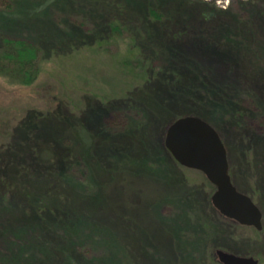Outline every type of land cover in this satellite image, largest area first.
Returning a JSON list of instances; mask_svg holds the SVG:
<instances>
[{
	"label": "trees",
	"instance_id": "1",
	"mask_svg": "<svg viewBox=\"0 0 264 264\" xmlns=\"http://www.w3.org/2000/svg\"><path fill=\"white\" fill-rule=\"evenodd\" d=\"M1 1H5L0 3L3 20L10 15L12 2L19 0ZM215 2L41 0L40 5L86 10L95 28L83 31L81 25L68 22L66 31L59 29L51 35L53 42L41 35L38 45L23 38H1L0 75L21 85H31L36 79L40 58L95 47L103 52L108 44L118 49L120 41L128 47L124 62L127 67L137 62L139 46L148 43L168 56L171 68L149 75L143 85L117 99L131 101L145 111L142 123L118 133L108 132L97 117L102 109L117 103L98 96V101L88 100L77 117L66 111L62 116L60 112L62 158L37 155V163L27 157V152L38 149L29 143L23 145L22 152L14 149L8 155L9 151H0L2 228L17 229L19 233L26 227L31 233L27 243L21 242L18 250L9 251V264H220L215 249L242 254L217 242L229 239L231 233L215 219L206 221L208 226L201 222L200 231L187 237V226H176V221L164 220L157 211L158 204L169 201L187 212L196 208L204 214L206 204L213 214L223 217L210 203L208 193L204 195L200 185L189 181L165 148V129L184 115L198 116L218 131L227 149L231 181L262 211L264 232V132L245 129L244 107L233 87L213 85L194 66L188 69L178 64L181 55L176 43L194 39L205 51L223 57L245 84H260L264 92V8L246 12L244 5H253L254 0L240 1L238 9H221ZM48 114L36 115L42 119ZM80 127L85 133L68 137L63 134L64 129ZM36 163L40 171L35 169ZM76 167L81 169L80 176L73 172ZM144 178L164 188L148 203L145 214H134L128 204L112 206L118 190L124 189L120 182L131 184ZM128 232L132 242L127 239ZM86 240L95 241L101 248L91 254L85 252L78 242ZM252 255L260 256L257 252ZM9 259L7 255L0 258Z\"/></svg>",
	"mask_w": 264,
	"mask_h": 264
},
{
	"label": "rangeland",
	"instance_id": "2",
	"mask_svg": "<svg viewBox=\"0 0 264 264\" xmlns=\"http://www.w3.org/2000/svg\"><path fill=\"white\" fill-rule=\"evenodd\" d=\"M214 1L221 9L228 6L238 9L240 1L243 0ZM40 2L41 0L12 2L9 7L10 15L5 16L6 19H0V40L2 37L6 39L23 38L38 45L41 43L39 41L41 35H45L47 40L53 42L51 35L57 33L59 29V31L65 30L64 26L68 22L81 25L80 28L83 31H90L95 28V21L88 17L86 10L79 11L77 6L72 9L59 8V6L50 7L46 6L47 4L40 5ZM0 3L3 5L5 1ZM244 8L246 12L250 11V8L262 9L264 8V0H254L253 5H244ZM117 44H119L118 49L114 48V44H108L109 46H106L107 49L103 52L95 47L74 51L71 54L56 55L53 53L48 59L40 58L38 75L31 85H21L15 81H10V78L5 75H0V151L5 149L9 151L8 155L14 149L17 153L22 152L23 145L29 143L31 148L37 147L38 149L32 150L31 153L27 152V157L37 163L39 161L36 158L37 155L47 158L54 154L62 158L64 149L60 146V142L63 141L61 114L62 116L66 115L64 113L66 111L77 117L84 111L88 100L98 101L99 97H104L106 102L113 100L117 103L109 109H102L101 114L97 117L99 118L98 123L103 124L108 132L118 133L142 123L145 120V111L137 108L131 101L120 99L123 101L122 103L117 99L125 97L127 92L133 88L143 85L149 79V75L160 70L171 69L168 66L169 59L154 44L148 45L147 43L144 46H139L137 62H131L127 67L124 62L128 57L126 55L128 47L122 41ZM176 45H179L177 48L181 55L178 58L180 67L188 66L190 69L189 67L194 66L213 85L233 87L244 107L242 123L245 129L258 134L264 132V92L262 85L245 84L241 74L230 68L223 61V57H218L208 50L205 51L200 43L194 39L180 40ZM122 59L123 61H121ZM127 61L130 59L128 58ZM34 111L36 114H49L45 118L39 119ZM60 112L62 113L60 114ZM27 114L29 117L24 123L19 124ZM74 128L72 131L64 129L63 134L68 137L73 134L85 133L81 127L79 130H77L78 128L74 130ZM37 163L35 169L40 171L42 168ZM180 169L186 177L188 176L191 183L200 185L204 195L208 193L207 198L212 195L214 186L207 181L201 172L185 169L182 166ZM73 170L77 176H80L81 169L79 167ZM236 178L237 174L235 175ZM209 184L211 185L209 186ZM119 185L124 189L123 191L118 190L112 206L122 207L124 204H128L134 214L135 212L145 214L148 210V203L164 189L161 184L146 178L142 181H132L131 184L123 181ZM205 207L203 208L204 214L197 211L196 208L187 212L180 205H174L167 201L158 204L157 211L160 216L164 217V220L173 219L174 223L176 221V226L178 224L187 226L188 230L184 233L187 237L192 233L197 234L202 224L207 225L206 221L215 219L220 224H224L221 226L223 229L226 227V232L231 233L229 239L223 238L222 241L217 242L240 251L243 255H238L241 256L254 257L252 253L257 252L260 255L258 264H264V232H261L262 230L254 232L250 227L238 225L221 216L217 217L207 208L206 204ZM205 213L208 215L205 216ZM3 220L4 215L0 213V258L7 255L10 259L8 261L0 260V264H9L12 262L9 251H15L21 242L27 243L25 241H28L31 233L26 227L23 228V232L19 233H16L18 232L17 229L6 230L2 228ZM127 239L132 242L130 232L127 233ZM78 246L89 254L95 249L101 248L95 241L89 242L88 240L79 241ZM14 259L17 260V257Z\"/></svg>",
	"mask_w": 264,
	"mask_h": 264
},
{
	"label": "water",
	"instance_id": "3",
	"mask_svg": "<svg viewBox=\"0 0 264 264\" xmlns=\"http://www.w3.org/2000/svg\"><path fill=\"white\" fill-rule=\"evenodd\" d=\"M164 145L174 161L200 171L214 190L210 197L215 210L239 225L263 228L262 212L251 198L236 189L230 178L227 149L218 131L198 116L176 118L165 130ZM221 264H258V259L215 250Z\"/></svg>",
	"mask_w": 264,
	"mask_h": 264
},
{
	"label": "bare ground",
	"instance_id": "4",
	"mask_svg": "<svg viewBox=\"0 0 264 264\" xmlns=\"http://www.w3.org/2000/svg\"><path fill=\"white\" fill-rule=\"evenodd\" d=\"M227 220H229V219H227ZM229 221H231V220H229Z\"/></svg>",
	"mask_w": 264,
	"mask_h": 264
}]
</instances>
